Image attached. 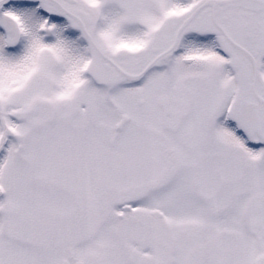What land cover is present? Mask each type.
Returning a JSON list of instances; mask_svg holds the SVG:
<instances>
[{"label": "snow or ice", "instance_id": "1", "mask_svg": "<svg viewBox=\"0 0 264 264\" xmlns=\"http://www.w3.org/2000/svg\"><path fill=\"white\" fill-rule=\"evenodd\" d=\"M0 264H264V0H0Z\"/></svg>", "mask_w": 264, "mask_h": 264}]
</instances>
